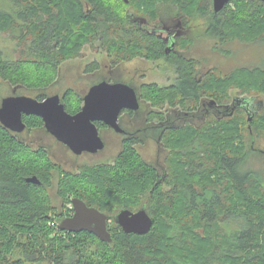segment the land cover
Masks as SVG:
<instances>
[{
	"label": "trees",
	"instance_id": "1",
	"mask_svg": "<svg viewBox=\"0 0 264 264\" xmlns=\"http://www.w3.org/2000/svg\"><path fill=\"white\" fill-rule=\"evenodd\" d=\"M127 5L131 9L144 10V14L148 13L158 22L181 17L183 24V18L188 14L208 15L205 34L216 39L217 43L242 40V37L232 35L235 31L227 30L229 25L245 21L242 19L251 18L264 26V2L259 0H232L217 15L212 12L211 0H0V30L13 26L20 31L27 28L32 35L28 53L35 58L29 62L14 60L0 51V78L11 85L35 90L32 97L43 99L48 96L46 87L56 76L61 59L77 54L82 43L92 38L103 44L107 51L124 50V59L136 54L154 60L164 58L176 74L175 82L167 87L144 83L139 89L135 88L141 99L140 108L137 111L123 110L119 117L123 126L122 116L127 115L135 134L123 140L113 163L87 167L81 173L66 171L54 164L44 148L39 146L32 150L21 140V133L11 132L0 123V264H164L167 251L157 253L162 242L180 245L178 241L184 240L180 239L181 230L175 233L176 225L170 219L179 195L198 213L199 221L211 228L213 241L208 250L209 263L223 255L234 264H264V188L253 172L238 169L246 156L239 128L241 119L239 122L229 115L237 111L242 116H251L250 126L256 133L264 134V104L261 107L262 101L255 102V97L243 96L234 98L232 106L212 108L205 107L210 104L202 100L207 92L218 102L222 101L231 85L240 87L242 92H258L264 98V67H237L218 77L207 70L198 80L200 61L185 50L166 53L164 41L146 27L147 20L136 16L129 6L126 9ZM42 14H46L45 19ZM67 14L71 20L63 18ZM181 38H176L175 47ZM246 39L264 40V27ZM28 65L44 68L49 77L31 81L25 71ZM101 79L120 81L111 75ZM60 97L66 111L74 113L73 92L67 89ZM143 100L148 104L143 106ZM190 102L192 108L188 106ZM163 103L170 111L171 120L187 121L188 117L204 115L214 119V123L201 131L187 124L191 135L184 138L182 151H190L196 157L200 142L204 147L211 142L226 144L214 166L221 175L218 180L221 191L213 185L216 182L210 180L211 175L205 174L206 169L208 172L211 169L203 167L202 163L197 164L194 157L189 159L185 176L200 178V185L189 182L173 187L169 193L160 191V183L156 182L157 165L144 160L136 144L143 142L137 137L143 135L141 127L144 126V133L155 131L156 122L161 118L155 107ZM190 109L192 113L183 114ZM23 120L26 130L33 126L44 128L38 116H23ZM134 120L137 123H131ZM138 120H141L140 124ZM96 125L98 129L106 127L98 121ZM220 128H225L224 132L229 130V133H222ZM145 136V140L148 139L149 133ZM235 140L237 146L232 144ZM191 143L195 144L194 151L190 150ZM228 148L231 152L238 151L228 154L225 151ZM31 176H36L39 183L26 180ZM54 176L57 178L56 195L62 197L64 203H70L72 196L79 197L110 215H113L109 211L112 203L130 209L133 202L136 204L145 196L141 206L153 219L150 230L145 234L125 233L111 221L112 224L108 225L111 242L101 241L87 231L60 230L54 220L60 221L70 215L72 209L58 212L52 205L47 189ZM224 178H227L226 184L222 183ZM232 199L236 200L232 203ZM161 212L168 217L165 233L161 230ZM219 230L223 231L225 248L217 242ZM172 262L193 264L176 257Z\"/></svg>",
	"mask_w": 264,
	"mask_h": 264
},
{
	"label": "rangeland",
	"instance_id": "2",
	"mask_svg": "<svg viewBox=\"0 0 264 264\" xmlns=\"http://www.w3.org/2000/svg\"><path fill=\"white\" fill-rule=\"evenodd\" d=\"M125 2H128V0ZM129 5L126 6V9ZM231 7L234 8L233 5ZM128 9L133 10L136 16L144 18L145 21L147 20L146 27L152 31L156 28L159 30L164 25L171 27L181 18L174 17L171 20L165 19L162 22H158V19L151 18L148 13L144 14V10L131 9V6H129ZM42 18L45 19L46 14H42ZM63 18L71 20L70 15L68 16V14ZM183 19L185 22L182 24L181 28L183 31L182 38L176 49L180 51L185 50L190 56H193L200 61L197 66L200 71V73L198 72L199 75H196L198 78H201L207 70H211L212 75L218 77L226 75L229 71L237 67H264V40L250 41L249 39H246L251 33L261 31V28L264 26L260 23L250 18V20L242 19L245 21L239 22V24L229 25L227 30L235 31L232 32V35L242 37L243 39H232L223 43L218 41L217 43L216 39L205 34V29L208 24V15L188 14L186 18L184 17ZM250 21H253V24H250ZM246 26H249V30L252 31L250 34V31L246 30ZM157 30L153 33L166 36V32L160 33ZM31 41L32 35L25 27L21 31L18 27L15 28V26H13L12 29L0 30V51L9 59L22 60L25 62L35 59L34 56L28 53V46ZM124 53V50L115 52L114 49H111V51H107L105 46L97 39L92 38L90 41L83 42L78 49L77 54H72L69 57L61 59L56 76L53 77V81L46 87L45 91L47 95L58 93L61 96L65 90L69 89L74 94L72 107L78 111L83 105V97L88 88L92 84L101 81V77L103 76L111 75L112 77L118 78L121 82H129L136 89H139L140 85L144 83H155L158 86L167 87L175 82V72L164 58L154 60L136 54L132 58L124 59ZM114 54L117 55L115 56ZM25 71L29 73V78L32 79L31 81H38L41 80L42 77H49V73L44 68L36 69L32 65H28L27 68H25ZM34 93L35 90H28L26 87L11 85L0 78V101L2 97L11 94L33 96ZM243 96H253L255 97V102L262 101L263 103L261 107L264 104L263 95L254 91H251V93L242 92L240 87L234 85H231L228 88L227 97L220 102L213 97V94L211 96V94L207 92H204L202 100L210 104L205 107L211 106L213 108L217 105L229 104L232 106L234 98H240ZM147 104L146 101L143 102V106ZM188 106L189 108H192V102H190ZM155 108L156 110L160 108L161 111H164L167 106L166 103H163L160 107L156 106ZM178 108L179 107H176L175 109ZM188 112L192 113V110L190 109ZM229 115H233V117L239 122L241 119L239 128L241 129L240 133L244 145L243 151H245L246 156L243 163L239 164L238 169L240 172L247 169L253 172L257 179L261 180L264 188V134L256 133L255 128L250 126L248 122H250L252 118L248 120L246 115L243 114L242 116V114L237 113V111H232ZM198 117L199 116L195 118L191 117L190 119L188 117L187 121L185 119H180L179 121L175 120L174 127L164 134L161 144H158L155 139L161 130L160 127H157V129H159L158 131L151 130L143 134L148 135L149 133V137H152L150 140L146 139L145 143L136 146L144 160L156 164L157 168L164 165L166 177L165 181L160 183L159 186L162 193H169L170 189H173V187L176 188L189 182L195 184V186L200 185V178H189L185 176L186 173H188L187 167L189 165V159L190 157H194V153L192 154L190 151H182V145L185 142L184 140L191 135V129H188L187 124H190L196 127L198 131H201L205 130L204 127L206 128V125L209 127L210 123H214L212 117H207L206 115ZM130 121L131 120L126 114L122 116V125L125 126V124H128L127 126L130 129H133ZM131 123L135 124L137 122L134 120V122ZM220 129L222 130V133L225 130V128ZM99 133L105 142L104 148L96 153L83 152L81 154H74L65 144L55 139V137L47 132L46 129L41 127L33 126L30 130H25L20 134V138L24 143L28 144V147L32 150L39 146L44 148L51 161L62 167L64 170L81 173L87 167H97L101 164L113 163L114 157L122 147L121 135L114 133L107 127L100 128ZM228 133L229 130L224 132V134ZM191 144L190 150L194 151L193 147L195 144ZM200 144L201 145H199L198 148L199 153L194 157L196 163H202L203 167L211 169L210 172L206 169V173H204L207 176L208 174L211 175L210 180L216 182L213 183V185L216 186L218 191H221L222 185L218 183L221 175L217 174L219 173V170L216 171L214 166L216 157L222 152L223 146L226 144H214L211 142L210 145L206 144L205 147L201 142ZM232 144L237 146L238 141L235 140ZM158 150H160V155H157ZM225 151L228 154H234V152L238 150L231 152V148H228ZM196 168H198V166H196ZM159 173L163 174L162 171H159ZM216 175L219 176L216 177ZM56 182L57 178L54 176L52 178V184L48 186L47 189L52 200V205L58 212L72 209L71 202L64 203L62 197L56 195ZM222 183L226 184L227 178H224ZM152 187L153 185L151 188ZM180 197L181 195L177 198L178 200L175 205L176 207H174V211L170 213V219H173L176 225L175 233L181 230L180 239L184 240L182 242L178 241L180 245H167L162 242L157 253L162 254V251H167L164 264H176L172 262L173 257L188 260L193 264H234L232 263V260H227L228 256L223 255H219L215 261L209 263L211 260H209L210 254L208 253V250L213 241L211 228L205 223L200 222L198 219V213L186 204L183 197ZM145 199L146 197L143 196L138 203L135 204V202H133L134 205L131 204L133 206H131L130 209L132 211L138 209ZM235 200L236 199H232V203ZM121 208L122 207L118 206V203H112L109 211L111 214H114ZM167 219V214L161 212L160 223H162L161 230H163L164 233L167 232L168 229ZM58 223V220H54V224L58 225ZM109 224H112V222ZM218 233L217 242L222 248H225L223 231L219 230ZM162 256L165 255L163 254Z\"/></svg>",
	"mask_w": 264,
	"mask_h": 264
},
{
	"label": "water",
	"instance_id": "3",
	"mask_svg": "<svg viewBox=\"0 0 264 264\" xmlns=\"http://www.w3.org/2000/svg\"><path fill=\"white\" fill-rule=\"evenodd\" d=\"M231 1L211 0L212 12L217 15ZM138 108V96L130 83L102 79L88 88L83 97V105L75 113L66 111L58 93L43 99L14 94L2 97L0 123L11 132L20 133L26 128L23 116H38L46 131L65 144L74 154L95 153L104 147L96 122L122 132L123 129L118 122L119 114L124 109L136 111ZM249 119L251 116L248 115ZM26 180L39 183L36 176L28 177ZM70 202L72 213L60 219L58 228L67 232L87 231L104 242L112 240L108 228L111 221L125 233L135 234L147 233L153 224V219L144 206L134 211L121 208L110 215L88 205L79 197H72Z\"/></svg>",
	"mask_w": 264,
	"mask_h": 264
},
{
	"label": "flooded vegetation",
	"instance_id": "4",
	"mask_svg": "<svg viewBox=\"0 0 264 264\" xmlns=\"http://www.w3.org/2000/svg\"><path fill=\"white\" fill-rule=\"evenodd\" d=\"M143 23V22H142ZM181 28H182V22H181V20H177V22L175 23V24H173L171 27H169V26H166V25H164L163 27H161L159 30H157V28L155 29V30H157V31H159L160 33H162V32H166V36H162L161 34H157V33H155V35L156 36H159L163 41H164V44H165V48H164V50H165V52L166 53H168L170 50H173V51H177V52H179L180 50H178V49H176V47H175V41H176V38L177 37H182V33H183V31L181 30ZM155 30H153V32H156ZM173 44V45H172ZM199 73H200V71H199ZM176 75V74H175ZM197 75H198V72H197ZM198 80H200V77L198 78ZM129 83V82H128ZM134 89H135V87H134ZM136 92V91H135ZM137 94V93H136ZM137 96H138V100H139V108H140V106H141V99H140V97H139V95L137 94ZM138 108V109H139ZM137 109V110H138ZM172 109H174V108H172ZM124 110H128V109H124ZM136 110V111H137ZM160 110V111H159ZM123 111V110H122ZM121 111V112H122ZM128 111H133V110H128ZM158 113H161V118L159 119V120H157V122H156V125H157V127H160V132L157 134V137H155V139H156V142L158 143V144H161V141H162V138H163V136H164V134L169 130V129H171L172 127H174L173 125H174V121L175 120H171L170 118H169V112L170 111H168L167 110V108H165V110L164 111H161V109L159 108L158 110ZM183 114H185V115H188L189 114V112H188V110L187 111H185ZM121 116V113L119 114V116H118V122H119V117ZM143 118V117H142ZM182 120V119H181ZM179 121V120H178ZM141 123V120H139V124ZM103 124V123H102ZM119 125L121 126V124H120V122H119ZM128 125V124H127ZM126 124H125V127H123V126H121V128L123 129V131L122 132H117V131H115L114 129H112V128H110V127H107L106 125V127L107 128H109V130H111V131H113L114 133H116V134H118V135H121V137H122V142H123V140H125L126 138H128L130 135H132V134H135V132H134V129H130V128H128V126H127ZM157 127H156V129L155 130H159V129H157ZM169 128V129H168ZM141 129L143 130V134H144V131H145V129H144V126L143 127H141ZM141 129H135V130H137V131H140ZM25 130H26V128H25ZM24 130V131H25ZM99 130V129H98ZM24 131H22V132H24ZM22 132H20V133H22ZM15 133V132H14ZM100 134V133H99ZM101 136V135H100ZM140 140H142L143 142L142 143H145L146 141H145V135H138L137 136ZM102 138V137H101ZM152 137H149L148 138V140H150ZM103 139V138H102ZM104 141V140H103ZM122 142H121V145H122ZM136 145H141L140 143L139 144H136ZM104 146H105V142H104ZM104 148V147H103ZM102 148V149H103ZM100 151V150H99ZM98 152V151H97ZM83 153V152H82ZM87 153H89V152H87ZM96 153V152H95ZM157 155H160V150H158L157 151ZM159 171H162L163 172V174H160L159 173ZM156 182L157 183H162L163 181H165V177H166V173H165V168H164V165H161L160 166V168H156Z\"/></svg>",
	"mask_w": 264,
	"mask_h": 264
}]
</instances>
